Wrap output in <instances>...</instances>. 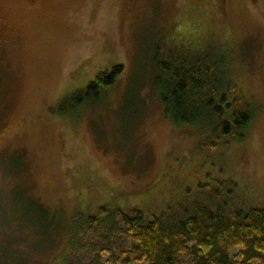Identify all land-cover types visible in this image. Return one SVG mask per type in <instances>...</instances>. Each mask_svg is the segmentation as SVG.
I'll return each instance as SVG.
<instances>
[{
    "label": "rangeland",
    "instance_id": "374dc122",
    "mask_svg": "<svg viewBox=\"0 0 264 264\" xmlns=\"http://www.w3.org/2000/svg\"><path fill=\"white\" fill-rule=\"evenodd\" d=\"M158 54L224 65L253 109L246 136L212 148L170 121ZM118 65L100 102L57 113ZM165 171L199 201L233 187L264 207V0H0L1 264H57L75 213L111 196L137 203ZM29 195L64 221L43 250L40 221L16 219Z\"/></svg>",
    "mask_w": 264,
    "mask_h": 264
},
{
    "label": "trees",
    "instance_id": "16d2710c",
    "mask_svg": "<svg viewBox=\"0 0 264 264\" xmlns=\"http://www.w3.org/2000/svg\"><path fill=\"white\" fill-rule=\"evenodd\" d=\"M173 55L158 54L155 78L170 121L215 139L212 148L227 139L241 141L252 127L254 113L227 68L214 66L200 54L192 59ZM122 70L118 65L100 73L85 91L67 97L57 113L70 116L100 102ZM175 186L165 171L137 203L123 195L122 201L111 196L95 207L88 203L85 212L73 216L74 232L57 264H183V258L192 264H264V207H249L233 187L213 203L193 198L190 189L183 194ZM31 198L16 219L20 225L26 219L29 230L40 221L43 250L54 229L64 228V221ZM88 232L91 238L83 243ZM13 252L9 255L19 254ZM7 254L0 253V264Z\"/></svg>",
    "mask_w": 264,
    "mask_h": 264
}]
</instances>
